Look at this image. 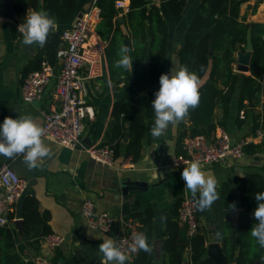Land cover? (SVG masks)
<instances>
[{
    "label": "crops",
    "instance_id": "obj_1",
    "mask_svg": "<svg viewBox=\"0 0 264 264\" xmlns=\"http://www.w3.org/2000/svg\"><path fill=\"white\" fill-rule=\"evenodd\" d=\"M160 8L161 14L168 23L169 37L167 42V54L162 60L156 78L153 82L144 84L136 75L135 59L131 49L128 55L132 60L129 65L130 78L126 79L124 70L116 67L112 70L107 54L103 64V73L99 77L85 81L82 97L94 108L95 117L85 120V128L80 142L74 147H66L42 137L50 149V155L43 158L36 168L29 169L24 162V154L8 158L0 155V167L8 163L27 182V187L14 208V220L2 226L14 227L19 235H22L24 220L21 217V209L27 196H34L39 201L41 214L48 216L50 233H59L63 237L61 245L55 249H48L44 242V235L40 236L38 246L26 244L23 259L26 264H36L35 257L43 254L49 258L52 264H109L103 254L98 250L103 239L116 238L121 229L120 222L110 232H104L98 228H92L88 220L82 214L83 203L91 199L96 204V211H108L118 219H134L142 228L143 223L136 216L139 212L151 210L153 213V240L155 258L153 264H159L164 260L163 232L165 230L164 215L177 209V215L181 201L184 197H193V194L185 187V181L181 177L182 169L186 163H177L175 157L182 152L183 140L191 136L184 133L190 122L188 116L171 125L161 137H154L151 131L145 132L142 138V150L139 159L133 160L120 154L113 165L102 164L95 161L87 149L95 145L117 144L123 130L128 132V123L121 122V127H116V133L112 132L116 126L113 115L114 104L118 99L131 92H137L136 108L138 117L145 123L149 121L148 105L155 98V91L159 88V77L162 73L178 70L181 66L179 51L187 38V32L192 22L197 6L201 0H188L183 13L175 15L169 0H151ZM259 1L256 11L254 5ZM124 12L120 13L117 20L122 23L124 34L128 35L125 21V13L129 9L130 0H124ZM78 13L74 19L63 21L55 18V5L46 12L54 20V30L65 29L71 26L80 12L89 9L96 13L97 23L100 20L98 7L89 6L85 0H79ZM43 11V10H42ZM34 12V10L28 11ZM27 14V15H28ZM241 15L247 16L248 21L264 23V0H249L241 6ZM17 17L7 19L0 18V121L6 116H30L42 127L44 111L51 101L58 102L53 86L56 82L52 78L46 87L40 100L27 102L22 97V83L25 77V66L35 59L41 50V46L33 44L21 47L22 34L13 38L9 24L18 23ZM97 26V25H96ZM96 36L101 38L95 32ZM106 42V41H105ZM107 46V42H106ZM237 61L235 64L236 71ZM240 72V71H238ZM249 73V72H241ZM209 77L207 73L199 82L203 84ZM241 83L230 101V111L226 118L223 117L222 105L216 109L217 126L226 128L232 141L242 138L249 139L246 153L241 158L228 157L213 165L201 166L206 176L214 177L217 181L216 191L219 198L212 206L199 212L200 231L206 237V245L219 242L226 255L230 254L231 245L225 244L223 236L218 230L225 218L224 198L233 196L240 200V192L236 186V178L250 173H259L264 176V138L252 140L253 126L257 118H261L259 106L240 109ZM155 116L153 117L154 122ZM121 128V129H120ZM120 142L122 151L124 144L129 140L125 136ZM227 185L229 190H224ZM198 196V193H197ZM194 198V197H193ZM225 199V200H226ZM241 207L235 208L234 222H237ZM22 219V224H21ZM177 219V217H176ZM20 225L18 228L15 222ZM1 225V224H0ZM101 236V240L96 238ZM188 259V254H186ZM132 260V259H131ZM126 260V261H131ZM235 264L234 262H231Z\"/></svg>",
    "mask_w": 264,
    "mask_h": 264
},
{
    "label": "trees",
    "instance_id": "obj_2",
    "mask_svg": "<svg viewBox=\"0 0 264 264\" xmlns=\"http://www.w3.org/2000/svg\"><path fill=\"white\" fill-rule=\"evenodd\" d=\"M124 0H85L89 6L95 4L100 11V20L96 30L102 40L107 42L106 54L113 70L114 63L119 59V49L126 44V37L131 42L135 59L136 75L141 82L140 89L147 82H153L160 64L167 54L169 27L161 14L160 8L151 0H130L129 9L125 13L128 35L124 34L117 20L124 7L117 6ZM249 0H201L196 14L189 25L187 38L179 51L182 67L198 76L199 82L209 73L208 79L199 86V102L194 108H189L186 116L190 122L184 133L190 135L210 134L216 127V109L223 108V117L230 111V101L241 83L240 109L257 107L264 97V23L248 21L241 15V6ZM79 0H14L17 22L23 23L30 9L48 12L55 5L57 20L74 19L78 13ZM188 0H169V5L175 15L184 12ZM259 1L254 5L256 11ZM13 38L21 35L17 24H9ZM251 29L253 54L249 73L236 71L237 52L246 51L247 33ZM63 29L50 30L46 43L37 57L27 64L23 70L25 76L33 70L41 68L44 60L55 64L57 51L61 45ZM130 50V49H129ZM124 70V69H123ZM125 78H130L129 68L124 70ZM137 92H131L116 101L113 115L116 127L121 122L128 123L129 131L124 129L117 144H111L116 149V155L124 154L137 160L142 150V138L145 132L151 130L154 110L148 105L149 121L145 123L138 117L135 105ZM260 116L254 123L253 130L258 127ZM121 129V128H120ZM129 137L124 144L120 142ZM236 186L240 192V200L236 197L224 198L221 204L225 208L222 216L225 218L222 226H218L225 244L231 245L229 261L235 264H264V248L259 247L250 229L256 222L252 211L256 207L255 193L264 191V176L250 173L236 178ZM223 189L229 190L227 185ZM226 199V200H225ZM241 207L235 223V208ZM199 212H201L199 210ZM143 223L150 252L140 250L137 256L125 264H153L155 248L152 232L153 213L151 210L136 214ZM10 217H14L12 213ZM21 217L24 220L22 235L11 226L0 225V264H26L23 259L26 244L37 247L40 236L50 233L48 216L41 214L39 201L34 196H27L22 204ZM177 209L164 215L165 230L163 232L164 260L159 264H216L207 255L206 237L202 232L189 235L186 227L177 219ZM188 254V259H186Z\"/></svg>",
    "mask_w": 264,
    "mask_h": 264
},
{
    "label": "built area",
    "instance_id": "obj_3",
    "mask_svg": "<svg viewBox=\"0 0 264 264\" xmlns=\"http://www.w3.org/2000/svg\"><path fill=\"white\" fill-rule=\"evenodd\" d=\"M124 1L117 6L125 7ZM92 6L97 7L95 4ZM91 9L76 17L71 26L63 29L61 45L57 51V60L51 64L44 60L41 68L30 71L23 79L22 97L27 102L40 100L52 78L56 79L53 91L58 102L51 101L43 116V137L66 147L76 146L83 135L85 120L95 117L94 108L82 97L85 81L99 77L103 73L106 59V42L97 37L96 25L98 10ZM57 71V74L55 72ZM259 108L261 118L254 129L252 140L264 138V97ZM249 139L232 141L223 126L215 127L210 134L191 135L183 140L182 152L175 157L177 163H190L198 160L200 166L213 165L228 157L241 158L246 153ZM91 157L102 164L113 165L116 162V149L113 145H95L87 149ZM21 155V154H18ZM27 182L8 164L0 167V224L14 220L10 215L16 203L21 199ZM82 214L92 228L110 232L117 221L120 222L116 244L131 260L140 250L132 251L131 244L136 233H145L141 224L134 219H118L108 211L97 212L91 199L83 203ZM177 220L186 227L189 235L200 231L199 209L193 197H184L181 201ZM63 241L62 235L51 232L43 237L45 246L57 249ZM36 264H52L43 254L35 257Z\"/></svg>",
    "mask_w": 264,
    "mask_h": 264
},
{
    "label": "clouds",
    "instance_id": "obj_4",
    "mask_svg": "<svg viewBox=\"0 0 264 264\" xmlns=\"http://www.w3.org/2000/svg\"><path fill=\"white\" fill-rule=\"evenodd\" d=\"M54 20L45 11L30 12L24 22L18 26L22 34L21 47L46 43ZM127 45L119 49V59L116 67L127 70L132 65ZM199 80L194 72L186 67L162 73L159 77V88L155 91L151 106L155 119L151 127V135L161 137L171 125L181 121L189 108H194L199 102ZM43 128L30 116H6L0 121V155L12 158L24 154V162L29 169L36 168L39 162L50 155V149L42 139ZM185 187L193 194L195 205L199 210L212 206L219 198L214 177L206 176L200 162L193 160L181 171ZM198 193V196H197ZM256 207L252 211L255 223L250 234L259 247L264 248V191L255 193ZM235 208V205H232ZM101 240L100 235H96ZM98 250L109 264H125L127 255L112 239H103ZM131 250L150 252L151 248L144 233H136L131 244Z\"/></svg>",
    "mask_w": 264,
    "mask_h": 264
},
{
    "label": "water",
    "instance_id": "obj_5",
    "mask_svg": "<svg viewBox=\"0 0 264 264\" xmlns=\"http://www.w3.org/2000/svg\"><path fill=\"white\" fill-rule=\"evenodd\" d=\"M31 10V9H30ZM29 10V11H30ZM82 12H80L77 17L82 16ZM17 17L15 8H14V0H0V18H15ZM50 30H54V26ZM126 44L130 47V41L126 37ZM253 54V42H252V33L251 29H249L247 33V46L246 51H238L237 52V69L240 72H249L250 62ZM57 74V71L55 72ZM22 224V219H21ZM17 227L19 228L20 225L15 222ZM207 255L213 258L216 264H232L229 261L228 256L226 255L223 247L219 242L209 243L207 245Z\"/></svg>",
    "mask_w": 264,
    "mask_h": 264
}]
</instances>
